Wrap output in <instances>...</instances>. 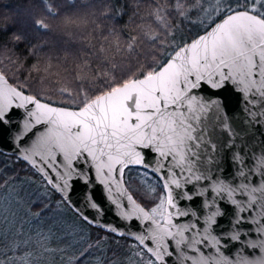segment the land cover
<instances>
[{
	"label": "snow or ice",
	"instance_id": "obj_1",
	"mask_svg": "<svg viewBox=\"0 0 264 264\" xmlns=\"http://www.w3.org/2000/svg\"><path fill=\"white\" fill-rule=\"evenodd\" d=\"M258 3L264 7V0H251L252 7L243 11L229 7L220 23L215 24L205 35L175 50L174 54H169L164 63L153 59L147 65L141 64L139 57L144 54L138 50L136 36L128 38L124 51L127 57L137 58V67H132L131 59L127 63L124 60L116 61L108 53L113 47L117 53L121 51L118 39L108 41V37H104V41H108L107 46L102 42L98 49H93L94 60L80 57L73 69L81 104L75 111L41 103L36 96L26 95L9 86L5 76L0 74V82L4 85L0 87V124L7 123L6 117L13 102L19 100L17 107L30 104L35 108V111L29 110V115L36 123L49 125L36 148L43 149L51 161H55L56 154L59 153L70 168L72 160L86 154L96 162L97 171L103 173L107 169L122 175L129 164L143 163V157L136 150L140 147L157 151L165 160L171 157L175 162L174 167L183 168L187 163V170L192 172V146L189 142L197 137L192 134L195 128L188 113L196 111L194 103L197 107H204L192 94L194 90L203 86L220 89L226 82H233L243 84L245 89L255 87L264 95V12L257 11L255 5ZM177 6L180 7L179 4ZM48 12L53 17L56 16L51 7H48ZM156 19H163L159 10ZM74 24L75 21L71 18L64 21L66 29ZM36 25L44 30L49 28L43 20H37ZM109 35H114V32L110 30ZM144 36L153 43L158 38L147 32ZM152 56H155L154 52ZM94 62L99 64L95 70L92 68ZM59 91L72 96V92L66 87ZM24 159L30 160L29 155H25ZM49 160H45V163H49ZM49 167H52L51 163ZM196 179L201 177L197 176ZM170 184L176 188L181 186L174 172L164 187L167 189ZM214 191L217 195L227 193L231 196L235 189L218 183ZM187 199L191 200L192 197L189 195ZM254 200L253 197L252 202ZM164 203L161 199L160 204L145 211L133 201V212L141 214L145 220L155 225L150 233L137 237L142 244L145 240L155 242V251L148 248L155 258L149 264H164V257L172 256L173 252L169 251L172 240L177 246L186 244L193 251H199L195 245L208 239L205 235L203 240L193 237L189 241L184 236V231H191L196 225L192 224L187 229L177 228L173 223L174 213L164 209ZM167 204L172 209L176 208L171 192L167 195ZM92 207L97 206L93 203ZM157 214L160 215L158 221L153 219ZM219 214L221 213L218 211L210 213L206 218V225L214 223ZM175 215L186 216L188 213L177 212ZM173 228H177V231L173 232ZM111 230L115 231L114 228ZM207 231L206 227L204 232ZM197 235L200 233L197 232ZM231 238L239 240V233ZM251 246L256 247L255 244ZM186 259H191L192 264H209L208 258L202 253L199 258ZM216 264H222V261H217ZM238 264H248V261L241 258Z\"/></svg>",
	"mask_w": 264,
	"mask_h": 264
},
{
	"label": "water",
	"instance_id": "obj_2",
	"mask_svg": "<svg viewBox=\"0 0 264 264\" xmlns=\"http://www.w3.org/2000/svg\"><path fill=\"white\" fill-rule=\"evenodd\" d=\"M225 16L192 41L205 35ZM8 85L14 87L9 81ZM192 94L204 106L200 108L194 103L196 111L188 113L195 128L192 134L197 137L189 142L192 146V172L187 170V163L183 168L174 167L175 162L171 157L165 160L157 151L140 147L136 150L143 157V163L129 164L122 175L107 169L103 173L97 171L96 162L86 154L72 160L70 168L59 153L55 161H51L43 149L36 148L49 125L36 123L29 115V110L35 111V108L30 104L17 107L19 100L13 102L6 117L7 123L0 124V153L28 165L83 223L134 242L153 261L155 258L148 248L155 251V242L145 240L142 244L137 237L147 235L155 225L133 212L135 205L143 207L125 186L124 173L127 169L144 170L158 180L164 194V209L174 213L173 223L177 228L187 229L192 224L196 225L195 229L184 231L189 241L193 237L203 240L205 235L208 236L203 243L195 245L199 251H193L186 244L177 246L174 240L170 241L169 251L173 254L164 257V264H192V260L186 257L196 259L201 253L208 258L209 264H216L217 261L238 264L241 258L246 259L248 264H264V95L255 87L245 89L243 84L233 82H226L220 89L203 86ZM49 105L69 111L77 110ZM25 155H29L30 160H25ZM45 160H49L52 167ZM173 172L181 186L176 188L170 184L166 189L164 184ZM197 176L201 179L197 180ZM218 183L228 185L235 191L231 196L227 193L217 195L214 187ZM253 189L257 191L253 192ZM169 192L176 204L175 209L167 204ZM189 195L191 200L187 199ZM93 203L97 207L93 208ZM216 211L221 214L216 215L214 223L206 225L207 216ZM177 212H187L188 215L177 217ZM206 227L207 233L204 232ZM113 228L115 231L111 230ZM177 228L172 231H177ZM236 233H239V240L231 238ZM252 244L256 247H252Z\"/></svg>",
	"mask_w": 264,
	"mask_h": 264
},
{
	"label": "trees",
	"instance_id": "obj_3",
	"mask_svg": "<svg viewBox=\"0 0 264 264\" xmlns=\"http://www.w3.org/2000/svg\"><path fill=\"white\" fill-rule=\"evenodd\" d=\"M212 1L215 0H0V72L12 86L28 95L55 106L77 109L81 104L73 69L80 57L94 60L93 49H98L102 42L107 46L108 41L118 39L121 51L117 53L113 47L108 55L125 63L131 59L135 68L137 58L127 57L124 49L128 38L136 36L138 50L144 54L139 57L141 64L147 65L153 59L164 63L169 54L224 17L229 7L236 11L252 7L251 0H225L229 3L226 9L208 23L207 14L212 8ZM48 7L56 12L55 17L48 12ZM255 7L257 11L264 12V7L259 3ZM158 10L162 21L156 19ZM66 18L75 21L67 29L64 27ZM37 20L45 21L49 28H38ZM110 30L114 35H109ZM145 32L156 35V42L149 41L144 36ZM104 37H108V41H104ZM97 67L98 62H94L93 70ZM64 87L72 92V96L61 94L59 89ZM22 178L39 180L46 186L28 165L0 153V200ZM124 183L135 201L147 211L160 204L161 199L164 200L161 184L144 170L127 169ZM46 188L51 199L43 196L37 200L33 197L29 201V208L40 211L42 216L49 214V211L54 212L57 201L63 203L57 194ZM89 228L92 232L72 257H76L81 249L84 257H95L97 247L92 246L91 242L100 236H105L115 248L118 244H135L128 239ZM7 243L8 239L0 241V261L3 264H8L12 256L22 257L28 251L19 245L20 249L9 252ZM113 249L102 264H126L125 252ZM143 254L148 256L145 252ZM84 261L85 258H79L77 264H86ZM62 263L60 260L54 262Z\"/></svg>",
	"mask_w": 264,
	"mask_h": 264
},
{
	"label": "rangeland",
	"instance_id": "obj_4",
	"mask_svg": "<svg viewBox=\"0 0 264 264\" xmlns=\"http://www.w3.org/2000/svg\"><path fill=\"white\" fill-rule=\"evenodd\" d=\"M228 4L225 0L212 1L207 22L216 19ZM43 196L51 199L50 193L41 181L29 178L20 179L2 196L0 241L8 239L6 248L9 252L20 249L19 245L23 246L24 250H28L22 257L12 256L10 260L8 259V264H54L57 260L63 262L62 264H77L79 258L81 260L85 258L86 264H102L113 248L114 251L125 252L126 264H149L153 261L143 254L137 245L118 244L115 248L105 236H100L91 242L92 246L97 247L95 257H84L82 249L76 257H72L82 247L83 240L92 230L59 201H57V209L52 213L49 211V214L44 216L40 211L29 208V201L33 197L37 200ZM154 218L158 221L160 215L157 214ZM0 264L3 263L0 261Z\"/></svg>",
	"mask_w": 264,
	"mask_h": 264
},
{
	"label": "flooded vegetation",
	"instance_id": "obj_5",
	"mask_svg": "<svg viewBox=\"0 0 264 264\" xmlns=\"http://www.w3.org/2000/svg\"><path fill=\"white\" fill-rule=\"evenodd\" d=\"M142 251V250H141Z\"/></svg>",
	"mask_w": 264,
	"mask_h": 264
}]
</instances>
